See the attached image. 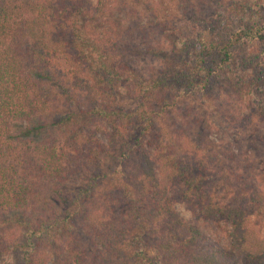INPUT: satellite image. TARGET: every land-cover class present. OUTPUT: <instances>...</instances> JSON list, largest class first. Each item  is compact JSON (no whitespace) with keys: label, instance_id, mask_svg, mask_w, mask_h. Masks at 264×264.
<instances>
[{"label":"trees","instance_id":"16d2710c","mask_svg":"<svg viewBox=\"0 0 264 264\" xmlns=\"http://www.w3.org/2000/svg\"><path fill=\"white\" fill-rule=\"evenodd\" d=\"M114 1L0 0V264H264L248 215L260 196L234 183L215 198L223 163L201 164L191 101L257 93L264 127V0H149L146 31L168 44L147 74ZM176 13L193 39H173ZM176 202L226 224L230 247L201 252Z\"/></svg>","mask_w":264,"mask_h":264},{"label":"rangeland","instance_id":"374dc122","mask_svg":"<svg viewBox=\"0 0 264 264\" xmlns=\"http://www.w3.org/2000/svg\"><path fill=\"white\" fill-rule=\"evenodd\" d=\"M148 1L115 0L110 13L111 19L116 22L118 33L122 35L124 49L133 54H136V50L142 52L137 62L138 67L146 74L159 67L157 56L161 54L157 51L160 46L156 43L168 44L146 31L144 9ZM216 10L219 9L216 7ZM172 24L175 30L173 39L190 40L197 32L192 31L179 13H176ZM151 49L155 53L151 52ZM258 56L262 59L260 64L264 63L262 52H258ZM218 91L214 89L212 93L215 96L211 98L197 96L195 100H191L195 107V118L199 120L194 131L198 132L200 147L204 150L200 162L206 166L212 158H216L223 163L222 167L212 172L216 181L215 198L218 201L228 202L237 196L235 186H232L234 183L244 188L248 196L253 193L260 196V206H249L248 215L252 229L264 234V127L250 116L254 99L259 94L254 93L253 99L247 98L242 104L231 96L224 95L223 91ZM118 104L123 110L133 107L132 101L125 96L118 97ZM179 115L181 114L177 111L170 118L175 119L176 124H179L178 128L181 129ZM174 210L181 220L193 224L204 235L205 242L200 249L201 252L211 248L230 247L226 224L198 220L180 202L175 203ZM10 261L12 264H19L17 258L12 257Z\"/></svg>","mask_w":264,"mask_h":264}]
</instances>
